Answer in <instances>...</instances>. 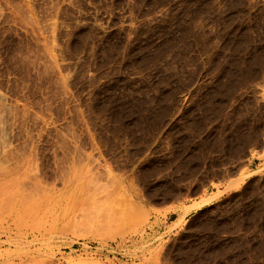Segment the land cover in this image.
<instances>
[{"label": "rangeland", "instance_id": "1", "mask_svg": "<svg viewBox=\"0 0 264 264\" xmlns=\"http://www.w3.org/2000/svg\"><path fill=\"white\" fill-rule=\"evenodd\" d=\"M0 165V264H264V0H0Z\"/></svg>", "mask_w": 264, "mask_h": 264}, {"label": "crops", "instance_id": "2", "mask_svg": "<svg viewBox=\"0 0 264 264\" xmlns=\"http://www.w3.org/2000/svg\"><path fill=\"white\" fill-rule=\"evenodd\" d=\"M239 177H237V178H233V179H231L229 182H228V184L223 188V189H219V191H224L225 189H226V187H228L229 185H231V184H233V187L229 190V191H231V190H233V189H237L236 188V186H234V182L238 179ZM213 193H216V192H213ZM191 203V202H190ZM190 203H187V204H190ZM167 206H169V205H166V206H160V207H156L157 209H163V208H165V207H167ZM177 219V218H176ZM175 219V220H176ZM174 220V221H175ZM174 221H172L171 223H173Z\"/></svg>", "mask_w": 264, "mask_h": 264}, {"label": "bare ground", "instance_id": "3", "mask_svg": "<svg viewBox=\"0 0 264 264\" xmlns=\"http://www.w3.org/2000/svg\"><path fill=\"white\" fill-rule=\"evenodd\" d=\"M0 166H1V165H0ZM209 200H210V199H209ZM207 203H209V201L204 200V201L198 203L197 205H195L194 208H201L202 206L206 205Z\"/></svg>", "mask_w": 264, "mask_h": 264}]
</instances>
